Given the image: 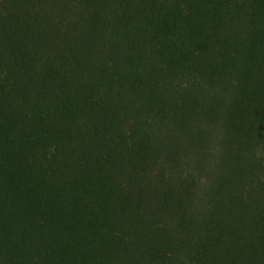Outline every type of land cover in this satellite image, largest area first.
I'll use <instances>...</instances> for the list:
<instances>
[{
	"label": "trees",
	"instance_id": "16d2710c",
	"mask_svg": "<svg viewBox=\"0 0 264 264\" xmlns=\"http://www.w3.org/2000/svg\"><path fill=\"white\" fill-rule=\"evenodd\" d=\"M0 264H264V0H0Z\"/></svg>",
	"mask_w": 264,
	"mask_h": 264
}]
</instances>
